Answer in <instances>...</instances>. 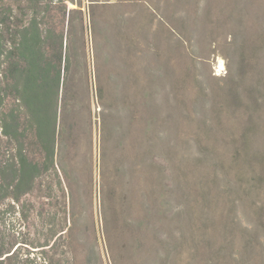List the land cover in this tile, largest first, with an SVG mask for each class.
<instances>
[{"label":"rangeland","instance_id":"obj_1","mask_svg":"<svg viewBox=\"0 0 264 264\" xmlns=\"http://www.w3.org/2000/svg\"><path fill=\"white\" fill-rule=\"evenodd\" d=\"M110 1L105 154L94 103L49 193L0 200V264H264V0Z\"/></svg>","mask_w":264,"mask_h":264},{"label":"trees","instance_id":"obj_2","mask_svg":"<svg viewBox=\"0 0 264 264\" xmlns=\"http://www.w3.org/2000/svg\"><path fill=\"white\" fill-rule=\"evenodd\" d=\"M116 6L0 0V200L49 193L44 181L65 173L64 153L77 145L80 128L92 127L94 103L105 154L123 57Z\"/></svg>","mask_w":264,"mask_h":264}]
</instances>
